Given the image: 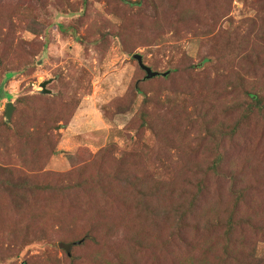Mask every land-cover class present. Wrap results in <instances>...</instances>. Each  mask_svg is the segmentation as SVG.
<instances>
[{
    "label": "rangeland",
    "instance_id": "374dc122",
    "mask_svg": "<svg viewBox=\"0 0 264 264\" xmlns=\"http://www.w3.org/2000/svg\"><path fill=\"white\" fill-rule=\"evenodd\" d=\"M139 1L141 4L129 6L122 0H25L14 10L9 6L14 4L12 0H0V7L4 6L0 8V39L7 38L6 31L11 25L2 13L11 15L15 21L11 27L16 30L9 35V38L15 36L12 49L16 51L20 43L22 49L17 48L19 52L15 55L31 61L27 64L25 59L18 64V57L14 56L12 60L16 64L0 68V132L6 126L24 133L29 129L33 131L32 123L37 121L29 115L28 106L35 108L37 100L33 105L29 95L41 93L40 84L52 79L47 85L52 90L48 95L54 97L57 110L52 114L64 117L70 103L74 111H68V122L66 118L59 121L61 127L55 130V153L45 169L60 186H74L77 179L82 180L80 187L74 186L64 195L73 201L72 207L64 203L63 195L41 194L34 198L33 193L15 187L23 183L19 178L13 180L16 183L12 186L0 184V264H203L204 253H208L209 259L223 255L226 239L219 233L225 229L196 231L197 220L205 224L200 214L187 221L186 245L184 241L171 238L170 220L165 222L164 217L153 216L142 219L140 223L148 239L142 242L145 250L141 255H137L132 246L137 242L132 238V242H128V230L119 223L115 242L126 249L124 260L115 258L117 248L109 244L116 243L107 242L106 236L96 235L100 241L95 240V246L89 247L76 246L73 241L78 233H72L69 226L79 228L82 223L89 229L93 220L102 217L108 221H123L129 205L134 202L140 205L144 198L146 202L159 199L163 206L168 205L169 192L178 193L176 187L188 185L190 174L182 168L185 156L199 147L198 139L207 132V125L210 131H217L222 122L229 125L238 120L242 111L244 113L248 97L243 84L236 81L235 66L246 65L247 76L255 69L264 77V66L255 68V63L249 65L244 60V50L261 47L264 43V22L249 19L256 18L261 11L264 14V7L260 10L264 0H228L229 10L221 18L212 4L206 7L204 0H191L194 7H199L196 18L205 19L207 15L206 24L215 28L208 40L204 34L198 37L189 32V26H184L183 20L171 10V0ZM215 2L220 4L222 0ZM205 28L208 29V25ZM214 33L220 35L214 38ZM213 38H220L222 42L228 40L231 47L228 57L211 49L212 43H216ZM36 44H40L39 49ZM0 45V62L9 63L14 51L4 50L1 40ZM135 53L142 54L144 62L153 70L169 74L145 78L146 71L134 58ZM8 70L14 73L10 79L6 78ZM258 82L253 91L264 87L260 78ZM23 99H28L29 103L23 105ZM8 101L14 102L10 121L5 116ZM185 106L195 114L191 112L188 119L184 113L185 118L180 120L176 110L184 112ZM143 107L158 129L141 126L139 113ZM35 113L37 123H42L41 111ZM250 119L241 120L246 124L234 141L235 151L251 155L258 165L255 172L243 174L241 186L254 188L255 210L264 213V117L258 115ZM182 122L187 127L183 132L175 136L169 132ZM13 143L11 139L9 145ZM9 150L0 142L1 180L6 166L3 162L9 155L15 157L8 154ZM129 152L138 153V158L127 162L130 165L125 172H112L111 168H116L112 163ZM194 152V156L200 158L199 166L203 167L204 150L191 154ZM101 154L107 158L105 163ZM71 169H75V174H69ZM210 178L213 179L209 181V192L201 196L198 210L219 201L215 196L217 183L214 177L208 180ZM127 179L135 181L134 188L139 191L142 184L148 194L134 199ZM122 189L132 200L121 193ZM30 202L41 209L33 203L25 209L24 215L14 210V206L18 210L22 203ZM45 204L54 210L47 212L49 206L45 208ZM134 212L137 218L142 213L138 209ZM135 216L131 213L125 220ZM254 216L264 221V214ZM233 234V252L238 254L233 264H264V234L258 236L252 228L240 225ZM15 237H19L17 241L13 240ZM68 244H71L69 255L66 253Z\"/></svg>",
    "mask_w": 264,
    "mask_h": 264
},
{
    "label": "trees",
    "instance_id": "16d2710c",
    "mask_svg": "<svg viewBox=\"0 0 264 264\" xmlns=\"http://www.w3.org/2000/svg\"><path fill=\"white\" fill-rule=\"evenodd\" d=\"M14 4L9 5L10 7L19 8L21 4H24L25 0H12ZM216 0H204L205 6H214V9H217L220 14L219 17L225 15L229 9V2L228 0H222V3L217 4L215 2ZM123 3L126 5L132 6V4H141V1L139 0H122ZM218 2V1H217ZM4 8V6H1ZM0 7V8H1ZM171 10L175 11L176 16L179 19L183 20L184 26H189V32L191 34L197 35L198 37L202 34L205 35V40H208V36L211 35L215 31V28H212L211 24H206V22L209 20L208 18L203 19L204 17L196 18L199 14V7H194L191 4V0H171ZM261 7H264V3H261L260 10H262ZM210 9V8H209ZM7 13V12H6ZM8 14V13H7ZM2 16H5L9 18L11 25L15 22L12 21L11 15H5L2 13ZM208 17V16H207ZM199 19V20H198ZM250 21L254 20H261L264 22V14L262 15V11L260 14L258 13L257 17H251L249 18ZM127 20H130V17L127 18ZM2 21V20H1ZM135 21L137 23L138 19L135 18ZM3 22V21H2ZM258 22V21H257ZM140 23V21H139ZM208 25V29L203 27V25ZM11 25L7 28V38H1L2 46H4V50L7 48H11L14 53H12V58L9 59V63L0 62V68L6 69L9 67H12L15 62L17 61L18 64H21L26 58L22 55H15L19 52L20 49H22V46L20 43H17L16 51L12 49L13 42L15 40V36L12 38H9V35L11 32H15L16 30L11 27ZM136 25V24H135ZM210 25V26H209ZM144 26V25H141ZM215 34V35H214ZM212 34V37L214 38L218 37L220 33ZM214 42L212 43L211 49L216 50L217 52H220L223 54L224 57H228L231 52L230 43L228 40L221 41L220 38L214 39ZM220 39V40H219ZM203 40V41H205ZM218 40V41H217ZM220 47H219V45ZM1 46V45H0ZM37 49H39L40 44H36ZM133 46V44H132ZM19 50H18V49ZM240 51V50H239ZM31 53V52H30ZM136 54V53H135ZM18 57V59L12 60L13 57ZM134 56V55H133ZM208 59L204 58L203 62H206ZM27 64H30L31 61L29 59H26ZM244 60L247 61L250 65L251 63H255V68L260 66H264V43L261 47H253L249 48L247 50H244ZM260 61H263L259 64ZM240 63V62H239ZM139 64V63H138ZM202 64V63H201ZM140 66V65H139ZM235 74H236V81L241 82L245 88V95H247L248 99L245 103L244 113L243 111L239 114L238 120H235L231 122L229 125L225 122H222L219 127L217 128V131H210V126L207 125L206 130L207 132L198 139L197 148H193V150L190 153H187L185 158L186 160L183 163V169L186 170L190 174V178L188 179V185L185 186H179L176 187V191L178 193H175L174 191L169 192V196L171 198V202L168 203V205L163 206L162 200L159 199H153L150 202H146L145 198L142 200V203L137 204V202H134L132 205H129V208L126 210V214L123 216V221H114L107 219H104L103 217L101 219L89 220L91 227L88 229L86 225H83L81 223V226L79 228H75L72 226L70 227V230H72V233H78L74 238L73 241L76 246H95L94 241H100L99 236H106L107 242L110 243H116L117 240L115 237L117 236L118 228L117 226L119 223L122 224V227L124 226L127 230L129 235H127V240L130 243L132 242L130 239L132 238L133 241H136L137 243L132 244V246L136 249L137 255H141L144 253L145 245L142 244L144 242L143 240L148 239L146 237L147 231L143 230V223H140L142 219H148V216H153L155 218H163L164 221L168 222V220L171 221V238L184 241V245H186L187 239L186 236V228L188 229L187 221L194 215H201L205 218V224H200V222L197 220L194 228L196 231H205V232H212L217 229L223 228L225 231L223 233H219L220 237L225 238L224 242V253L219 258H212L209 259L208 253H204L202 262L203 264H233V261L237 260L238 254L236 251L233 252L234 248V241L231 240V237L235 236L233 233L235 232V228L237 225H240L241 227H250L252 230H254V233L258 236L260 234H264V221L260 220L258 217L254 216L256 214L262 215L264 214L263 211H257L256 205L254 204V200H252V190L253 187L250 190V187H242L241 186V177L243 174L250 172H255L257 170V166L254 162V159L251 155L243 154L241 152V155L235 151V142L237 141L236 138L240 134V131H242V127L244 124H246V121H241L243 119H252L254 117H257L258 115L261 117H264V87L260 88V91H253V88H255V83L259 81V78L261 82L264 84V78L261 76L258 71L255 69H251L250 74L248 76L246 75V65L245 66H235ZM243 70V71H242ZM13 72L8 70L6 72V78L10 79L13 76ZM169 74V73H168ZM167 74V75H168ZM156 77V76H155ZM259 83V82H258ZM235 85L238 87L239 85L235 83ZM248 87V89H247ZM3 88V87H2ZM142 92V89H140ZM29 98L32 100V103L34 105V100H37V106H28V110H31V113L29 114L32 116L34 120L37 122L39 121L38 117L36 116L35 111H41L40 118H44L41 122L37 123L33 122V126L36 128L33 129V131H30V129L24 133L23 130H11L12 127H7L5 130L0 132V142L4 145L5 148H10L8 151V154L14 155L15 157H11L9 155V159H5L6 162H3L6 164L4 167L3 173L6 175H2L4 179H0V184L7 183L8 185H14L17 181V179H21L23 183L21 185L15 186L18 189H23L25 191H29L32 194V196L35 198V196L45 194L53 197V195H56L59 197L60 195H65L67 193H70L74 188L80 187L82 185V180L77 179L75 182V185L65 184L63 186H60V184H57L56 182H53V176L50 171H47L46 164L51 158V156L55 153V148L57 146V143L55 142V130L59 129L61 126L59 124V121L66 118L65 122L69 121V117H66L68 114V111L73 113L74 109L73 106L68 104L65 110H67L66 115L64 117H55V114L53 115V111H57L54 108V97L48 94L39 93L35 95H29ZM146 100V99H145ZM148 101V100H147ZM147 101H144L143 103L146 104ZM23 105L28 104L29 100L23 99L21 101ZM150 107V106H149ZM239 107V106H238ZM238 107L236 109H238ZM34 108V110H33ZM185 109L184 112L176 110V113L179 117V119H184L186 113V116L188 119H190L191 112L195 114V111H191L188 106L183 107ZM46 111L45 113L42 111ZM59 111V110H58ZM140 118L142 120L141 126L148 127L150 129L157 128V125L155 121L153 120L151 122L150 115L148 113V110L143 109L141 110ZM25 115V116H29ZM241 118L239 119V117ZM36 117V119H35ZM237 119V118H236ZM250 119V120H251ZM249 120V121H250ZM248 121V122H249ZM247 122V123H248ZM5 125V124H4ZM38 125H40L41 128H38ZM185 129V122H182L178 127H172L170 133L178 135L179 132H183L182 129ZM11 130L10 133H7L6 130ZM185 131V130H184ZM166 132V131H165ZM13 133L11 136L10 134ZM174 136H171L172 139H174ZM11 139H14L13 145H9V141ZM169 139V138H167ZM171 139V140H172ZM236 140V141H235ZM235 141V142H234ZM106 149V148H105ZM103 149V150H105ZM203 149V158L206 159V162L204 163L203 167L200 165V158L197 156H194L195 152L191 154L195 150ZM14 150V151H13ZM102 150V151H103ZM240 150V149H239ZM238 150V151H239ZM101 151V152H102ZM138 153H127L125 156L117 161L116 163H112L116 168H111L112 172H125L128 168L130 163V160L134 157L138 158ZM101 159L105 163L107 161V158L101 154ZM131 156V157H129ZM184 157V156H183ZM18 162V163H15ZM124 166V168H123ZM201 167V169H200ZM123 168V170H121ZM196 168V169H194ZM194 169V170H193ZM211 171V172H210ZM29 173H33L30 175ZM75 174V169H71L69 174ZM79 175H82V172H79ZM6 177V178H5ZM214 177L215 182L217 183V191L218 193L215 195L219 198L218 202H215L214 204H211L210 207H204L202 209L198 210L199 206V200L201 196H204L205 194H208L210 189V180ZM1 178V176H0ZM16 179V181H13ZM59 180V179H58ZM128 185L130 188L133 189L132 194L135 195L134 199H138L139 196L143 197V195L148 194L145 193L142 184H141V191L135 186V181H131L130 179H127ZM107 189V188H105ZM251 194H250V192ZM125 189H122L121 193L125 194ZM60 193V194H59ZM2 192L0 193V195ZM49 197V196H48ZM46 197V198H48ZM125 197L128 200L129 199L126 194ZM147 197V196H146ZM251 198V199H250ZM70 200L68 203L67 201ZM252 200V201H251ZM44 201L47 204V199L44 198ZM64 203L69 204L68 207H72L73 201L71 199H67V197L64 196L63 199ZM13 202H17V200L13 199ZM34 203V202H33ZM32 202L28 204L22 203V205L18 208V210L14 206V210L17 211L18 214L24 215L25 209L30 208V206L33 204ZM9 203L7 202V205ZM45 204V208H47L49 205ZM34 205L39 208L36 203ZM142 205V206H141ZM41 209V208H39ZM142 211L141 214H139V217L137 218L135 216L134 210ZM53 207L49 206L47 209V212L53 211ZM161 211L163 212L161 214ZM97 214H101L100 212H96ZM133 213L135 217H132L128 220H125L126 217H128L129 214ZM55 214H58V212H55ZM54 214V215H55ZM53 215V216H54ZM72 215V214H71ZM74 216V214L72 215ZM78 220V218H76ZM132 221V222H131ZM147 222V221H146ZM145 223V222H144ZM120 227L119 229H121ZM88 229V230H87ZM115 229V230H114ZM117 230V231H116ZM80 232V233H79ZM82 232V233H81ZM96 235H99L98 237ZM19 237H15L13 240L18 239ZM116 240V242H115ZM105 241L106 244H109ZM114 246L115 248V258L124 260L127 256L126 249L122 247L120 244H109ZM68 251L66 250V253ZM68 254V253H67ZM69 255V254H68ZM109 262V260H107Z\"/></svg>",
    "mask_w": 264,
    "mask_h": 264
},
{
    "label": "water",
    "instance_id": "95a60500",
    "mask_svg": "<svg viewBox=\"0 0 264 264\" xmlns=\"http://www.w3.org/2000/svg\"><path fill=\"white\" fill-rule=\"evenodd\" d=\"M134 58L137 59L140 67L142 69H144L146 71V77L145 78H153L157 75H160L162 74L163 76H166L168 74V72H160V71H157V70H153L151 66L147 65L144 60H143V55L140 54V53H136L134 54ZM53 80L52 79H47L45 81H43L40 86L42 87V89L40 90L41 93H44V94H50L52 93V90L47 88V85L52 82ZM13 109H14V102L12 101H8L7 104H6V110H5V116H6V120L7 121H10L11 119V116H12V112H13ZM70 245L71 244H68L66 245V248H67V251L69 252L70 251Z\"/></svg>",
    "mask_w": 264,
    "mask_h": 264
}]
</instances>
